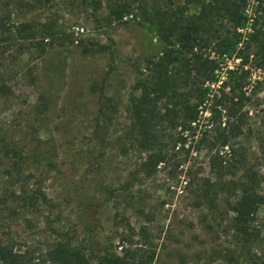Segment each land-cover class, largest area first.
<instances>
[{"label":"rangeland","instance_id":"rangeland-1","mask_svg":"<svg viewBox=\"0 0 264 264\" xmlns=\"http://www.w3.org/2000/svg\"><path fill=\"white\" fill-rule=\"evenodd\" d=\"M144 1L167 4L133 6ZM96 2L104 17L107 1ZM107 37L115 42L112 64ZM159 50L131 15L98 28L91 0L0 1V244L25 250L67 242L93 257L146 241L153 264H264V205L245 242L225 204L236 195L215 198L208 188L210 201L203 198L216 180L198 143L203 120L184 146H167L153 175L141 169L146 155L135 146L129 103L136 70ZM220 62L223 82L240 59ZM244 68L241 131L224 163L244 158L264 188V72ZM99 120L103 139L95 140ZM235 167L225 181L244 174Z\"/></svg>","mask_w":264,"mask_h":264},{"label":"trees","instance_id":"trees-1","mask_svg":"<svg viewBox=\"0 0 264 264\" xmlns=\"http://www.w3.org/2000/svg\"><path fill=\"white\" fill-rule=\"evenodd\" d=\"M106 1L107 14L103 17L96 0H91L98 28L105 29L131 15L160 46L158 55L136 70L129 103L135 146L146 155L142 171L153 175L165 162L167 146H184L188 137L199 134L203 120L205 130L198 143L208 150L209 167L216 175L215 182L205 188L203 198L210 201L208 188L213 189L215 198L233 192L236 200H226L225 204L234 215V232L245 242L252 241L249 223L264 205L261 177L246 168L244 158L231 166L224 163V158L227 151L235 153L234 141L241 131L242 89L249 73L244 67L250 64L264 72V0H184L181 5L167 0L163 7L144 1L139 8L133 6V0ZM190 4L198 5L196 13L188 14ZM248 6L250 17L245 12ZM107 40L112 64L115 42L110 37ZM223 59H240V65L237 71L227 70L222 82ZM205 111L209 117H203ZM103 124L100 120L95 124V140L103 139ZM232 166H236L235 172L242 169L244 174L237 180L225 181L227 173H234ZM155 259L156 251L146 241L129 242L119 253L105 249L93 257L85 248L67 242L25 250L0 244V264H153Z\"/></svg>","mask_w":264,"mask_h":264},{"label":"built area","instance_id":"built-area-1","mask_svg":"<svg viewBox=\"0 0 264 264\" xmlns=\"http://www.w3.org/2000/svg\"><path fill=\"white\" fill-rule=\"evenodd\" d=\"M245 12L248 14L249 17L251 16V8H250V6H248V7L245 9Z\"/></svg>","mask_w":264,"mask_h":264}]
</instances>
